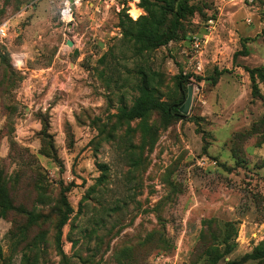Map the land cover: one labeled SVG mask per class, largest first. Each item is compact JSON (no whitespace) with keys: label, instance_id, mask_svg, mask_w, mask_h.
Returning <instances> with one entry per match:
<instances>
[{"label":"rangeland","instance_id":"obj_1","mask_svg":"<svg viewBox=\"0 0 264 264\" xmlns=\"http://www.w3.org/2000/svg\"><path fill=\"white\" fill-rule=\"evenodd\" d=\"M188 2L179 38L139 53L115 12L65 27L61 0H0V187L18 210L0 213V264H264L245 261L264 242V1ZM142 74L185 116L151 112L153 146L117 117Z\"/></svg>","mask_w":264,"mask_h":264},{"label":"trees","instance_id":"obj_2","mask_svg":"<svg viewBox=\"0 0 264 264\" xmlns=\"http://www.w3.org/2000/svg\"><path fill=\"white\" fill-rule=\"evenodd\" d=\"M189 0H140V7L144 10L145 15L138 21H133L126 14L118 16L117 27L121 31L122 41L131 44L136 52L142 53L165 47L171 42L179 38L182 30V23L186 17L194 14V8L189 6ZM264 0H255V2ZM236 57V56H235ZM228 73L227 70H215L214 75L209 79L196 78L198 82L207 81L212 85H217L220 77ZM259 70L250 72L252 81H255L256 74ZM141 86L139 87V96L134 100L131 108L124 107L118 117L122 123L130 124L134 121H140V131L146 140L150 141V146L154 145L155 133L148 123L151 112L158 111L162 118L170 120L172 118H185L181 114V102L168 104L160 102L156 99V89L153 87L151 79L145 75H141ZM262 78V76H261ZM178 86L182 93H186L184 83L190 80L189 76H179L177 78ZM253 90H257L256 86ZM102 169L105 166L101 167ZM62 203L65 213L61 219L57 229V247L62 252L63 229L68 224L70 217L74 213L69 205L66 196L62 195ZM18 211L13 205L8 192L0 187V213L6 217L10 212ZM25 214V212H21ZM30 223L35 224L37 220L34 216H29ZM3 257L0 248V259ZM245 261H264V242L257 246L251 255L246 257Z\"/></svg>","mask_w":264,"mask_h":264},{"label":"built area","instance_id":"obj_3","mask_svg":"<svg viewBox=\"0 0 264 264\" xmlns=\"http://www.w3.org/2000/svg\"><path fill=\"white\" fill-rule=\"evenodd\" d=\"M232 4H252L255 0H228ZM94 9L99 12L103 9L107 12L116 14H126L133 21H138L145 15L144 10L140 7V0H61L58 9V19L65 27H72L75 21L77 11L83 6ZM213 23V22H211ZM10 31V24L5 23L0 27V39H7ZM199 40L195 41L199 44ZM23 63V59L19 60Z\"/></svg>","mask_w":264,"mask_h":264},{"label":"water","instance_id":"obj_4","mask_svg":"<svg viewBox=\"0 0 264 264\" xmlns=\"http://www.w3.org/2000/svg\"><path fill=\"white\" fill-rule=\"evenodd\" d=\"M67 45H68L69 47H71V48L74 47V43L71 42V41H68V42H67ZM192 97H193L192 89L190 88V89H189L188 100H187V102H186V105H185L184 108L182 109V112H183L184 114H187V112H188V109H189L190 104H191V102H192Z\"/></svg>","mask_w":264,"mask_h":264}]
</instances>
